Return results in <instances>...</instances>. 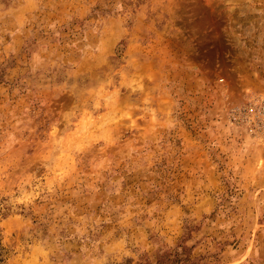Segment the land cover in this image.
<instances>
[{"label": "rangeland", "instance_id": "1", "mask_svg": "<svg viewBox=\"0 0 264 264\" xmlns=\"http://www.w3.org/2000/svg\"><path fill=\"white\" fill-rule=\"evenodd\" d=\"M0 264H264V0H0Z\"/></svg>", "mask_w": 264, "mask_h": 264}]
</instances>
